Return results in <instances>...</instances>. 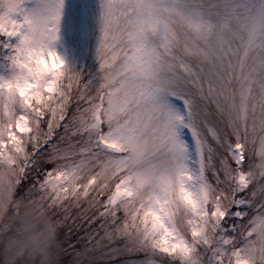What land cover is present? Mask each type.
I'll return each instance as SVG.
<instances>
[{"label": "snow or ice", "instance_id": "1", "mask_svg": "<svg viewBox=\"0 0 264 264\" xmlns=\"http://www.w3.org/2000/svg\"><path fill=\"white\" fill-rule=\"evenodd\" d=\"M101 8L85 80L57 44L62 27L84 38L91 0H0V169L16 200L59 229L89 209L85 223L162 264H264V0Z\"/></svg>", "mask_w": 264, "mask_h": 264}, {"label": "rangeland", "instance_id": "2", "mask_svg": "<svg viewBox=\"0 0 264 264\" xmlns=\"http://www.w3.org/2000/svg\"><path fill=\"white\" fill-rule=\"evenodd\" d=\"M91 3V17L84 38L69 44L66 28L62 27L61 40L57 44V50L69 67L80 72L85 80L98 76L97 51L102 37L101 0H91ZM9 54L0 48V74H9L5 60ZM89 215V209L73 211L69 208L60 222V234L66 246L63 251L72 256L70 264H162L163 257L155 250L145 247L133 251L127 241L114 239L106 229L85 223Z\"/></svg>", "mask_w": 264, "mask_h": 264}, {"label": "clouds", "instance_id": "3", "mask_svg": "<svg viewBox=\"0 0 264 264\" xmlns=\"http://www.w3.org/2000/svg\"><path fill=\"white\" fill-rule=\"evenodd\" d=\"M15 187L10 170L0 169V264H58V225L43 203L17 201Z\"/></svg>", "mask_w": 264, "mask_h": 264}, {"label": "trees", "instance_id": "4", "mask_svg": "<svg viewBox=\"0 0 264 264\" xmlns=\"http://www.w3.org/2000/svg\"><path fill=\"white\" fill-rule=\"evenodd\" d=\"M40 169L38 168L37 171H39ZM35 175V174H34Z\"/></svg>", "mask_w": 264, "mask_h": 264}]
</instances>
